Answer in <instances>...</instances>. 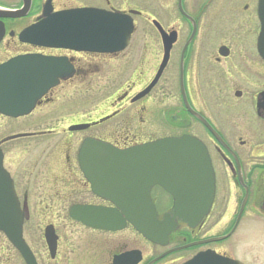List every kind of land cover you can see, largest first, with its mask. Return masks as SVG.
Here are the masks:
<instances>
[{"label": "flooded vegetation", "instance_id": "flooded-vegetation-1", "mask_svg": "<svg viewBox=\"0 0 264 264\" xmlns=\"http://www.w3.org/2000/svg\"><path fill=\"white\" fill-rule=\"evenodd\" d=\"M82 7L134 12L130 14L134 32L136 17H143L159 38L150 45V52L147 44L141 47L131 80L103 100L99 113L95 100L88 99V106L82 108L87 115L80 114L72 100L65 105L63 100L86 79L87 91L93 96L106 59L117 58L129 45L112 54L76 52L20 38L46 10L54 13ZM262 8L264 16V0H165L160 4L159 0L88 4L0 0L1 13L16 14L0 15V58L6 55L0 65L16 56L36 55L66 57L73 69L71 76L59 79L43 93L27 114L0 113L11 130L0 136L1 168L5 183L12 184L16 194L23 215L22 239L34 264H184L200 253L241 264H264V57L258 50ZM153 21L175 38L164 69L170 73L166 108H160L152 97L162 75L144 96L133 100L149 85L163 57L161 36ZM66 105L71 108L61 111ZM71 112L75 115L65 116ZM116 118L115 125H109ZM159 122L167 127L168 136L187 134L203 143L214 191L205 215L194 223L170 217L176 223L174 229L155 242L138 232L123 211L141 206L136 180L123 191L96 194L88 178L92 169L85 171L86 155L79 151L85 139L121 150L154 141L165 137L155 136L164 133ZM196 124L203 128V137L195 133ZM78 125L84 127L71 129ZM55 133L59 134L52 137ZM14 135L21 136L8 139ZM17 139L38 140L41 148L34 155L25 146L6 148ZM150 199L158 221L168 228L171 223L164 216L172 211V196L155 184ZM0 264H28L1 231Z\"/></svg>", "mask_w": 264, "mask_h": 264}, {"label": "water", "instance_id": "water-1", "mask_svg": "<svg viewBox=\"0 0 264 264\" xmlns=\"http://www.w3.org/2000/svg\"><path fill=\"white\" fill-rule=\"evenodd\" d=\"M0 15L16 14L4 11L0 12ZM260 19L262 28L258 50L264 57L263 8L260 11ZM153 24L162 38L163 58L150 84L133 100L144 96L156 84L167 64L169 49L175 39L174 34L168 35L158 22L153 21ZM132 31V18L128 14L81 8L57 13L46 10L41 23L29 30V33L27 31V34L32 37L29 41L48 47L112 53L126 47ZM25 37L26 34L23 33L22 38ZM44 68L46 73L42 70ZM72 73L73 69L65 57L22 56L9 60L0 65V113L13 117L27 114L37 99L54 86L58 79H66ZM189 111L220 139L200 115L190 108ZM19 136L21 135H14L8 139ZM80 153L86 155L84 169L87 172L92 169V174L91 171L88 172V178L93 191L98 195H104L105 190L110 193L123 191L130 182L136 180L137 198L141 206L125 208L123 211L137 230L151 241L158 242L167 238L176 225L171 222L170 217L194 223L209 209L214 191L213 172L206 148L196 137L186 134L166 137L125 150L86 139ZM88 161L92 164L91 168ZM5 180L0 154V230L22 252L28 264H34L22 239L23 215L18 200L12 185L5 183ZM154 184L161 185L173 197L172 211L164 216L166 222L170 220L171 223L166 229L163 228L164 223L157 220L156 210L150 200L149 191ZM185 264L240 263L199 254Z\"/></svg>", "mask_w": 264, "mask_h": 264}, {"label": "rangeland", "instance_id": "rangeland-1", "mask_svg": "<svg viewBox=\"0 0 264 264\" xmlns=\"http://www.w3.org/2000/svg\"><path fill=\"white\" fill-rule=\"evenodd\" d=\"M6 1L12 2L13 0H6ZM72 1L77 2V3H84V4L101 2V0H72ZM161 1L165 3V0H159V4L161 3ZM155 16L156 18L159 17L157 14H155ZM160 16L162 18L161 22L166 25L165 19L162 17V15ZM135 22H136V32H134V34L132 35L131 43L129 44L127 49L123 52V54L119 55L115 59H110V60L106 59L105 67L103 69L100 68L101 71L98 74V77L100 79H99V82L96 84L95 88L93 89V96H90V91H87L88 86H87V79H86V81L83 82V85L81 87L74 88L73 91H70L69 97L73 94L72 98L71 99H69V97L65 98L63 100L64 103L62 102V104L65 105V102L67 103L70 100H72L73 101L72 104L78 105L76 106L75 109H78L79 110L78 112L80 114L87 115L84 113L86 112V109H82V108H84L87 105L86 102L88 101V99L92 98L93 100H95L94 104L99 106L100 110H97V112L99 113L103 108L102 107L103 100H105L109 96H114V93L119 88H121L126 82H129L131 80L129 78H131L130 74L133 68L135 67V64L137 63V60L135 59L138 58V51L141 50V47L143 45L147 44V46L149 47L148 52H150L151 50L150 45H152V42L154 43V41H157V40L159 41L157 33L153 29L150 21L144 19L143 17H136ZM5 57L6 55H4V57L0 59H4ZM151 67L152 66L150 65V68ZM124 73L125 75H123ZM169 81H170V73L167 69L163 72L162 77L157 86V89L154 95L152 96V97H155L154 102L158 104L160 108L167 107L166 106L168 103V89L167 88H168ZM138 87L136 88V90H138ZM66 106L67 107L63 106L64 108H62L61 111H66L67 108H71V107H68V105ZM59 113L60 112L58 111V115ZM72 114L75 115V112L68 113L65 116H73ZM80 114L77 116H84ZM116 120L117 118L113 121L111 120L109 125L111 126L112 124L115 125V123L117 122ZM158 125L164 130L163 131L164 133L158 134L155 136H158V137L168 136L169 133L166 132L167 127L165 125H161L160 122L158 123ZM19 129H25V128H19ZM194 130H195V133L199 137H203L205 134L203 131V128L200 127L199 124L194 125ZM10 131L11 130L10 128H8V124L5 122H2V120L0 119V136ZM58 134L59 133H55L54 135H52V137H55ZM9 146L10 147L17 146L18 148H22L25 146L26 147L25 151H27L28 153H32V155L37 153V149L41 148V144H39L38 140L35 142L34 141L27 142L26 140L17 139V140H13L9 142L6 148L8 149ZM9 159L11 158L9 157L7 160Z\"/></svg>", "mask_w": 264, "mask_h": 264}]
</instances>
